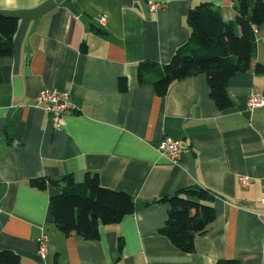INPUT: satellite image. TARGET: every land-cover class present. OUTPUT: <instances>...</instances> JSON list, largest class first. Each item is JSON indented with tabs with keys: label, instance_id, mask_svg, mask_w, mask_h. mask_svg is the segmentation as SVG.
<instances>
[{
	"label": "crops",
	"instance_id": "obj_1",
	"mask_svg": "<svg viewBox=\"0 0 264 264\" xmlns=\"http://www.w3.org/2000/svg\"><path fill=\"white\" fill-rule=\"evenodd\" d=\"M150 2L165 8L151 12ZM201 3L236 20L235 0H0V13L19 19L13 53L0 60V251L21 264H264V107H248L264 96L254 71L264 65V24L253 68L229 83L226 111L206 74L175 82L165 97L138 80L141 62L167 64L188 43L187 15ZM47 89L76 106L61 130L38 103ZM165 137L180 143L177 164L157 149ZM88 173L135 201L133 215L102 225L93 241L59 230L50 204L58 190L31 185L72 175L82 186ZM191 187L214 196L216 220L185 253L159 232L168 206L151 203Z\"/></svg>",
	"mask_w": 264,
	"mask_h": 264
},
{
	"label": "trees",
	"instance_id": "obj_2",
	"mask_svg": "<svg viewBox=\"0 0 264 264\" xmlns=\"http://www.w3.org/2000/svg\"><path fill=\"white\" fill-rule=\"evenodd\" d=\"M235 9L236 20L227 23L220 10L210 3L192 8L187 15L191 31L188 43L179 48L167 64L141 62L138 67L140 85L151 84L159 97H165L175 82L206 74L210 96L220 111L232 107L229 83L236 74L253 68L254 27L264 24V0H235ZM18 26L16 16L0 13V60L12 55ZM254 71L264 75V65L255 64ZM120 88L126 90L125 78L120 80ZM31 185L41 190L52 185L58 190L51 196L50 204L54 223L66 236L96 240L102 225L119 224L135 211L133 197L104 187L97 173H88L82 186L76 184L72 175L63 181L33 179ZM213 201L214 196L201 187L183 188L172 196L152 201L151 204L168 206L166 223L159 232L181 251L194 253L196 237L207 233L216 220ZM0 264H21V257L10 249L2 250Z\"/></svg>",
	"mask_w": 264,
	"mask_h": 264
},
{
	"label": "built area",
	"instance_id": "obj_3",
	"mask_svg": "<svg viewBox=\"0 0 264 264\" xmlns=\"http://www.w3.org/2000/svg\"><path fill=\"white\" fill-rule=\"evenodd\" d=\"M165 8L161 3H149V10L151 12H158ZM101 22L105 23L107 18L102 16ZM257 27H254L256 32ZM38 103L44 106V109L51 115L54 127L57 130H61L62 117L72 113L76 110V106L72 101V96L68 92H57L52 90H43L38 98ZM248 107L250 110L264 107V96L252 95L248 101ZM158 151L167 156L172 163L177 164L181 156L180 143L172 137L163 138L158 144ZM262 186L264 190V178L262 180ZM261 204L264 205V197L261 200ZM49 243V237L47 234H43L40 240L41 255L47 253Z\"/></svg>",
	"mask_w": 264,
	"mask_h": 264
}]
</instances>
